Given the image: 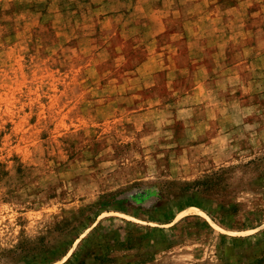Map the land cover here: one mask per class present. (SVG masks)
Wrapping results in <instances>:
<instances>
[{"label": "rangeland", "instance_id": "rangeland-1", "mask_svg": "<svg viewBox=\"0 0 264 264\" xmlns=\"http://www.w3.org/2000/svg\"><path fill=\"white\" fill-rule=\"evenodd\" d=\"M99 1L0 0V264H264V0Z\"/></svg>", "mask_w": 264, "mask_h": 264}, {"label": "crops", "instance_id": "crops-1", "mask_svg": "<svg viewBox=\"0 0 264 264\" xmlns=\"http://www.w3.org/2000/svg\"><path fill=\"white\" fill-rule=\"evenodd\" d=\"M102 3H115V4H120L121 3V0H106L105 2L104 1H99L97 4H102ZM119 9L117 8V9H115L114 11L117 13V11H118ZM103 13H105V11H103ZM114 14L115 15V17H117V18H119V14ZM105 17V16H104ZM197 35H198V33H196V34H193V35H183L182 34V37L185 39V41L187 42V46H188V50L190 51V52H200L202 49H200L199 47H195V44H197L198 43V38H197ZM201 35L202 36H209L210 37V39L211 38H213L214 36H218V35H215V33H201ZM214 40V39H213ZM217 41H218V37H217ZM219 44H221V42L219 43ZM204 48V47H203ZM219 50H222V49H220V48H216L215 49V51H219ZM226 50V49H225ZM208 67V66H207ZM212 78V75H210V77H209V79H211ZM221 78H223L222 76H221ZM226 117V115L225 114H220L219 116H218V118H225ZM216 121V120H215ZM201 124H205L206 126H207V128H208V131H209V128L211 129V127H214V125H212V124H214V121H213V119H210V120H201V122H200ZM217 129H218V132L219 133H222V128L221 127H218L217 126ZM212 139H214V138H212Z\"/></svg>", "mask_w": 264, "mask_h": 264}]
</instances>
